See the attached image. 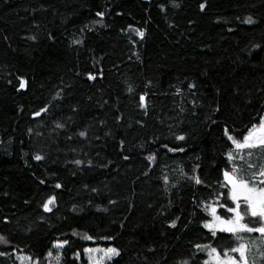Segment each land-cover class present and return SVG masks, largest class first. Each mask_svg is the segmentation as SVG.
I'll return each mask as SVG.
<instances>
[{"label":"trees","instance_id":"1","mask_svg":"<svg viewBox=\"0 0 264 264\" xmlns=\"http://www.w3.org/2000/svg\"><path fill=\"white\" fill-rule=\"evenodd\" d=\"M263 112L264 0H0V264H48L65 239L59 264L92 245L119 250L106 264L234 247L205 205L225 203L224 129L242 139Z\"/></svg>","mask_w":264,"mask_h":264},{"label":"snow or ice","instance_id":"2","mask_svg":"<svg viewBox=\"0 0 264 264\" xmlns=\"http://www.w3.org/2000/svg\"><path fill=\"white\" fill-rule=\"evenodd\" d=\"M204 5H201L203 8ZM98 16H103L104 14L97 13ZM252 21L249 19L248 21ZM140 37H143L144 33L140 30H136ZM90 79H95L94 76L89 74ZM20 87H24V82L22 81ZM131 91V89H129ZM179 91V90H178ZM145 97L142 95L140 97L141 107H146L144 104ZM46 109H41L43 112ZM34 115L39 116L40 112L34 113ZM62 127V125H59ZM224 133L228 140L231 141L232 148L226 153L227 158L232 162L230 170H225L223 172L224 182L222 184L228 188L225 203L219 204L218 201L212 204H206L205 208L210 212L211 219L205 222L204 227L209 229L212 237L217 236V231L227 232L234 236L236 241V246L225 249H218L213 247L211 244L196 245L195 247L207 253L208 259L203 262V264H254V261L249 260V252L251 251V246H255L260 252L261 259H264V251L260 250L261 244H264V117H261L259 124H253L247 129L246 134L242 136V139H237L235 136L229 134L227 128L224 129ZM81 136L85 133L81 132ZM178 140H184V136L176 137ZM176 149H170V151H175ZM255 150H259L262 154L261 163L257 166L252 163H247L248 171H245L244 163L245 153L247 154V159L251 160ZM183 151V149H180ZM36 160L43 159L42 156L37 154L35 156ZM149 160H154V156H149ZM239 159L241 164H237L235 161ZM76 164H80L81 161H75ZM90 163V162H89ZM195 183L200 184L201 180L198 176L193 177ZM167 180V177H165ZM57 188L61 185L57 184ZM224 194H221L223 196ZM55 201V197H49L48 201L43 205L46 211H51L50 205ZM231 202L232 206H228V202ZM223 208L227 216H221L217 213V208ZM175 226V222H173ZM243 233H258L260 236V243L255 241H248L242 235ZM87 240H92L93 237L90 235H85ZM106 239H111L107 237ZM0 243H9L8 239L4 236H0ZM69 243L68 240H58L54 244V248L61 249ZM84 252L88 254L89 260H93L92 253H103V256L95 260V264H102L104 259H111L113 256L119 255V250L114 247L108 248H85ZM235 254V255H234ZM4 255V253H0ZM48 257H52V251L48 252ZM77 256L79 253L76 254ZM21 261L28 260L30 264H40L39 259L35 261L31 257L21 256L19 257ZM59 255H57L56 260L59 264ZM182 264H189L187 260L183 261Z\"/></svg>","mask_w":264,"mask_h":264},{"label":"rangeland","instance_id":"3","mask_svg":"<svg viewBox=\"0 0 264 264\" xmlns=\"http://www.w3.org/2000/svg\"><path fill=\"white\" fill-rule=\"evenodd\" d=\"M261 117H264V112H263V114H262V116ZM260 120V119H259ZM256 124H259V121L256 123ZM218 213V212H217ZM219 215V214H218ZM211 219V218H210ZM209 219V220H210ZM208 220V221H209ZM207 222V221H206ZM247 240V239H246ZM249 241H255V242H257L258 244L260 243V237L259 236H252V237H250L249 238ZM56 243V242H55ZM54 243V244H55ZM54 244H53V247H52V257H48V264H57V260H56V257H57V255H59L60 256V250L62 249H56V248H54ZM235 246H236V244H235ZM234 246V247H235ZM108 248V247H110V246H101V245H92V246H89V247H86V248ZM250 247H251V251L249 252V260H251V261H254V264H264V259H261V257H260V252L257 250V248L255 247V246H251L250 245ZM260 250L261 251H264V244H261V246H260ZM206 253V252H205ZM84 255H85V258H86V260H87V264H95V260L96 259H99V257H101V256H103V253H92L91 255L93 256V260H89V256H88V254H86L85 252H84ZM235 255V254H234ZM16 258H17V260H18V263L19 264H30V262L28 261V260H24V261H21V259H19V257H21V256H26V257H30V256H28V255H25V254H20V253H16ZM114 257V256H113ZM112 257V258H113ZM111 258V259H112ZM110 259V260H111ZM208 259V256H207V253H206V258H205V260H207ZM33 261H35L34 259H32ZM109 261V259H104L103 261H102V264H106L107 262Z\"/></svg>","mask_w":264,"mask_h":264}]
</instances>
